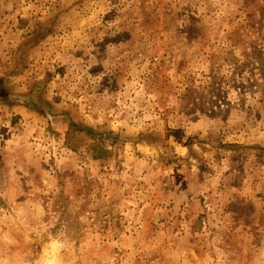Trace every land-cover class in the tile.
Segmentation results:
<instances>
[{
    "label": "rangeland",
    "instance_id": "obj_1",
    "mask_svg": "<svg viewBox=\"0 0 264 264\" xmlns=\"http://www.w3.org/2000/svg\"><path fill=\"white\" fill-rule=\"evenodd\" d=\"M0 143V264H264V0H0Z\"/></svg>",
    "mask_w": 264,
    "mask_h": 264
},
{
    "label": "crops",
    "instance_id": "obj_2",
    "mask_svg": "<svg viewBox=\"0 0 264 264\" xmlns=\"http://www.w3.org/2000/svg\"><path fill=\"white\" fill-rule=\"evenodd\" d=\"M11 141V139H9ZM0 148H2L4 150L5 146H3V144L0 143ZM14 159H11V155H5L4 153L0 152V176L2 175V171H6L8 169V176H16L18 175L17 173H19V168L18 165L16 164L18 160H20V158H17V155L14 154ZM10 162H12V164H10ZM15 164V165H13ZM8 165H12L11 168L8 167ZM13 171V172H11ZM6 187L8 188H16V185H14L13 183H11V181L6 184Z\"/></svg>",
    "mask_w": 264,
    "mask_h": 264
}]
</instances>
